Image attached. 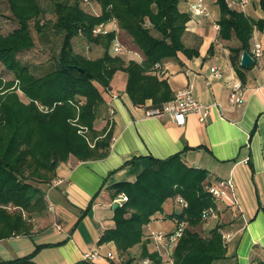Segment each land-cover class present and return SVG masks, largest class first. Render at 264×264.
Segmentation results:
<instances>
[{
	"label": "trees",
	"instance_id": "16d2710c",
	"mask_svg": "<svg viewBox=\"0 0 264 264\" xmlns=\"http://www.w3.org/2000/svg\"><path fill=\"white\" fill-rule=\"evenodd\" d=\"M94 1L100 10L97 13L85 4L84 10L83 0H55V18L46 21L39 0H7L17 26L5 34L0 32V62L13 74V79L0 88V238L29 231L31 224L27 217L45 206L44 192L38 184L50 183L55 168L69 154L80 160L105 157L111 129L104 126L96 130L93 125L97 111L103 106L104 92L117 70L125 73L124 91L132 103L150 98V104L158 107L172 93L164 79L148 71L161 59L175 56L177 51L188 57L197 52L181 42L188 14L180 12L178 0ZM257 2L264 15V0ZM214 3L218 7V36L223 40L235 36L238 45L230 48L229 59L234 67H239L238 55L243 49L250 50L248 40L253 27L264 23V17L252 19L241 10L236 11L226 0ZM111 18L118 26L116 35L120 42L124 45L121 34L129 38L126 43L130 42L140 52L141 61H125L120 54L113 53L111 41L115 32L92 34L96 24ZM47 24L55 34H61L62 41L46 72L35 74L19 54L33 46L31 25L41 33ZM75 36L99 44L103 49L101 56L86 57L75 51L72 46ZM1 80L2 76L0 86ZM15 81L28 101L9 88ZM36 102L53 109L46 113ZM181 153L182 150L161 159L147 155L146 165L133 181L120 180L109 186L113 196L123 193L126 199L113 209L114 225L104 230L98 242L113 241L122 264L132 263L134 258L125 254L137 243H141L139 257L154 263L161 261L157 252H149L141 241L143 226L155 212L161 211L166 198L176 195L186 200L187 205L178 206L177 212L167 215L174 218L173 229L177 222H183L182 232L170 249L171 264H215L225 256L226 245L219 226L214 225L205 236L195 227L202 220L204 208L215 205L204 185L207 171L187 166ZM89 203L85 211L92 207L93 201ZM37 250L2 260L0 264H34L32 258ZM110 261L109 264H117ZM73 264L98 262L83 258ZM249 264H264V258L254 257Z\"/></svg>",
	"mask_w": 264,
	"mask_h": 264
},
{
	"label": "crops",
	"instance_id": "0c3cea01",
	"mask_svg": "<svg viewBox=\"0 0 264 264\" xmlns=\"http://www.w3.org/2000/svg\"><path fill=\"white\" fill-rule=\"evenodd\" d=\"M204 1L208 6L205 16L188 13L190 0L177 1L180 12L188 14L181 42L197 52L188 57L177 51L148 72L164 79L172 95L190 84L197 102L218 106L210 108L207 119L201 122L192 112L185 115L181 124L165 115H144L145 107L151 105L150 98L132 103L124 91L125 73L117 70L104 92V103L93 125L96 130L104 126L111 129L105 157L80 160L69 154L60 162L50 182L58 178L64 182L55 186L48 182L38 184L44 192L45 206L27 217L31 224L27 233L0 238V261L24 256L36 248L34 264H73L81 261L84 253L95 250L100 254L98 264L111 262L105 257L108 250L116 255L114 261H120L113 241L98 242L104 230L114 225L112 215L118 195L113 196L109 186L120 180L133 181L146 165L147 155L161 159L180 150L187 166L207 171L205 182L228 179L234 184L238 204L218 201L214 205L215 215L195 226L202 236L214 225L224 234L225 256L215 264H249L254 257L264 258V23L253 27L248 40L250 50L255 41L261 43V55L247 66L234 67L229 52L238 45L237 40L234 35L226 40L219 38L214 27L218 20L217 4L214 0ZM237 1L226 0L236 11L241 10L252 19H263L257 0H248L243 8ZM120 56L125 61H141L140 54L131 51ZM213 66L221 76L206 83L209 67ZM236 78L243 86V101L229 107L227 94ZM91 201L92 207L85 211ZM178 206L173 197L166 198L161 211L155 212L143 226L141 241L149 252L156 251L161 261L166 254L165 242L155 241L150 232L172 230L160 229L156 223L167 218L168 213L177 212ZM22 215L27 213L23 211ZM139 248L141 243L125 254L134 258L131 264H143L144 258H137Z\"/></svg>",
	"mask_w": 264,
	"mask_h": 264
},
{
	"label": "built area",
	"instance_id": "2783aa9c",
	"mask_svg": "<svg viewBox=\"0 0 264 264\" xmlns=\"http://www.w3.org/2000/svg\"><path fill=\"white\" fill-rule=\"evenodd\" d=\"M248 0H238L237 5L240 8H243L244 5ZM83 4H86L93 12L97 13L96 8L93 7V3L91 0H83ZM188 13L190 15H202L205 16L208 14V6L205 3L204 0H190L188 3ZM117 24L114 19H109L107 21H101L100 24H96L94 28H92V34L93 35H100L107 33L109 31L115 32L114 40L111 41V49L113 50V53L121 54L123 52H133L135 55H138L139 52L132 49H126V47L120 42L118 35H116L117 31ZM215 28H218V25L214 24ZM262 45L261 43L255 41L253 43V47L250 50L251 58H258L261 55ZM158 65V63L155 65V67ZM207 79L205 80L206 83H208L209 80H212L215 77H220L221 73L218 71V69L213 66L209 67ZM239 78L233 79L230 83V89L227 94V100L229 107H234L242 104L243 99V86ZM38 107L42 109L43 111H50L53 109V107L44 104H40L36 102ZM214 106H218L217 103H203V102H197L192 96V89L190 88V84H186L185 87H182L181 89H178L173 95L172 98L167 99L161 104L156 107L154 105H150L145 107L144 115H153L156 117H159L160 115H165L171 119L172 122L181 124L185 121V115L189 112L194 113L196 116H198V120L205 121L208 117V112L210 108H213ZM61 182H64L62 178L54 179L52 182H50L51 186H55L60 184ZM205 188L210 193L212 199H214L215 204L218 203V201H224L225 203H228L229 205H236L238 204L237 198H235L234 194V184L230 182L228 179H217V181L213 182H206ZM126 199V195L121 193L118 195V198L116 199V202L121 203V201ZM174 200L178 203L179 207H184L187 205L186 200H184L179 195H176L174 197ZM52 206V205H51ZM214 206H209L207 208H204L202 213V219L205 220L208 216L215 215ZM55 225L59 228L60 226L58 223L54 222ZM182 226L183 222L179 221L177 222L176 227L169 233L167 232H161V231H151L150 235L155 239V241H162L165 242L164 249L166 251V255L170 256V249L172 248L174 241L178 237V235L182 232ZM221 232V231H220ZM221 238L223 239L224 234L220 233ZM106 259H113L114 254L112 251L108 250V252L105 253ZM83 258L89 259L91 261L98 262L100 258V254L97 250L94 252L90 251L87 253H84ZM151 261L148 260V258H145L143 260V264H150Z\"/></svg>",
	"mask_w": 264,
	"mask_h": 264
},
{
	"label": "rangeland",
	"instance_id": "374dc122",
	"mask_svg": "<svg viewBox=\"0 0 264 264\" xmlns=\"http://www.w3.org/2000/svg\"><path fill=\"white\" fill-rule=\"evenodd\" d=\"M53 1L55 0H39V4L41 5L42 10H45L44 16H42L43 20L47 21V20H53L55 18L56 14L53 10ZM91 1H94V0H91ZM95 2L96 1H94V4L92 5L99 12L100 10L97 7V4ZM7 3H8L7 0H0V32L1 34L2 33L5 34L9 32L12 29L16 28L17 26L16 22L12 18L13 17L12 12H10ZM81 6L84 10L85 9L87 10V8L84 7V4L82 2H81ZM30 33H31L32 39H34L33 46L31 47V49H27V50H24L23 52H20L19 57L21 61L27 63L29 67H31V70H33L35 74H40L42 72H46V70L49 67L48 66L49 62L52 60L53 57H55L58 54L59 52L58 50H59L60 42L62 41V37H61V34L57 35L53 32L50 24H47L41 33H38L35 27L31 25ZM121 38H122V42L124 43V46L126 47V49L134 48L132 44H130V42L126 43V40H128L129 38H126L124 34L123 35L121 34ZM72 46L75 51L85 54L86 57L87 56L88 57L101 56V54L103 53V49L101 46H99V44L90 43L84 37L75 36L73 38ZM0 76H2V78L4 79V80H1L3 83L0 86V88L5 87V84L8 81V79H13V74L10 71L6 70V68L3 67L1 62H0ZM16 83L17 82L15 81V83L9 88L16 90L17 93L21 95L22 99L25 102L28 101L29 98L26 95H24L20 89H18L17 87L18 85ZM73 121L76 122V118ZM82 132H85L84 128L82 129ZM172 220H173L172 218L167 217V218H164L163 221L157 222L156 225L160 227V229H164L166 231L168 230L167 228L169 229L173 228L174 222ZM136 250H138V248H136ZM115 257L116 255H114L113 259H115ZM125 257L126 256H124L123 258L126 259ZM137 258H141V257L138 256ZM171 262H172L171 256L164 254L163 261L155 262V263L151 262V264H171ZM117 264H122V261L121 260L117 261Z\"/></svg>",
	"mask_w": 264,
	"mask_h": 264
},
{
	"label": "water",
	"instance_id": "95a60500",
	"mask_svg": "<svg viewBox=\"0 0 264 264\" xmlns=\"http://www.w3.org/2000/svg\"><path fill=\"white\" fill-rule=\"evenodd\" d=\"M239 58H240L239 59V64H240L239 66H247V65L253 63V61H254L253 58H251V55L245 49L240 51ZM81 70H83V69H81ZM118 204H119L118 202H115L114 208H116L118 206Z\"/></svg>",
	"mask_w": 264,
	"mask_h": 264
}]
</instances>
